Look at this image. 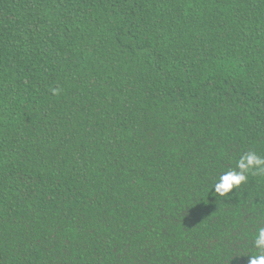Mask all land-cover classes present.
Instances as JSON below:
<instances>
[{"label":"trees","instance_id":"trees-1","mask_svg":"<svg viewBox=\"0 0 264 264\" xmlns=\"http://www.w3.org/2000/svg\"><path fill=\"white\" fill-rule=\"evenodd\" d=\"M247 152L264 0H0V264H248Z\"/></svg>","mask_w":264,"mask_h":264},{"label":"clouds","instance_id":"clouds-1","mask_svg":"<svg viewBox=\"0 0 264 264\" xmlns=\"http://www.w3.org/2000/svg\"><path fill=\"white\" fill-rule=\"evenodd\" d=\"M53 94L60 93L59 88L51 90ZM264 173V157L255 152H247L237 161L235 169L224 172L220 175L218 182L214 185L215 193L225 196L232 192L234 188L239 187L248 179V173ZM254 245L258 250L251 253L248 264H264V227H259L254 235Z\"/></svg>","mask_w":264,"mask_h":264}]
</instances>
